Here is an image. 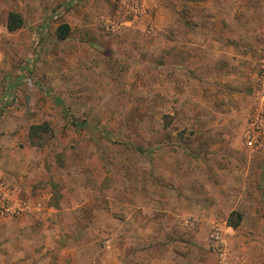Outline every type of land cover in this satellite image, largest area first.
Returning a JSON list of instances; mask_svg holds the SVG:
<instances>
[{"label": "rangeland", "instance_id": "obj_1", "mask_svg": "<svg viewBox=\"0 0 264 264\" xmlns=\"http://www.w3.org/2000/svg\"><path fill=\"white\" fill-rule=\"evenodd\" d=\"M10 11L23 19L14 31L6 28ZM61 22L69 25L64 40L55 35ZM202 29L237 53L236 77L209 84L201 62L184 97L170 84L171 44H200ZM263 64L264 0H0V180L40 178V160L82 180L99 167L119 179L139 173V158L151 172L160 162L162 182L187 209L179 236L197 234L178 245L179 264L218 263L210 238L216 223L238 264H264V131L257 145L246 143ZM42 122L51 136L30 144L29 126ZM30 185L23 198L60 187L52 177Z\"/></svg>", "mask_w": 264, "mask_h": 264}, {"label": "crops", "instance_id": "obj_2", "mask_svg": "<svg viewBox=\"0 0 264 264\" xmlns=\"http://www.w3.org/2000/svg\"><path fill=\"white\" fill-rule=\"evenodd\" d=\"M201 33L202 41L206 40L200 44H193L190 38L186 46L181 47L177 40L171 44L170 66L174 76L170 84L181 87L184 97L192 94L188 89L193 77L191 69L202 70L198 67L201 62L209 84L228 80L227 75L236 77L233 55L237 53L225 48L218 32L212 34L202 29ZM189 34L188 31L185 36L190 37ZM212 35H215L213 41ZM179 71L186 77L177 79L175 75L180 76ZM39 162L44 163L40 165L44 175L37 178L28 173L23 178L9 180L11 192L23 198L34 187L30 184H39L49 177L60 187L57 192L46 188L43 198H23L32 202L40 200L44 206L41 214L0 216V264H179L178 245L183 240L196 239L197 234L194 237L186 234V238L178 234L177 229L188 226L183 220L187 209L179 203L176 191L162 182V175L157 171L160 162L153 167L156 171L151 172L148 161L139 158V173L129 178L122 174V182L109 166L107 170L96 168L94 178L90 175L92 172H87L88 177L82 180L81 175L69 179L66 174H60L53 160ZM164 162H171L169 154L165 155ZM67 165L65 162L59 167L65 169ZM32 177L35 178L32 180ZM182 178L188 179V175ZM90 180L94 185L90 186ZM104 181L106 186L100 187ZM228 228L238 230V226ZM168 229L176 232L166 237L164 230ZM186 245L193 251V244ZM87 248L93 252H87ZM188 261L185 264H201L199 259L188 258Z\"/></svg>", "mask_w": 264, "mask_h": 264}, {"label": "built area", "instance_id": "obj_3", "mask_svg": "<svg viewBox=\"0 0 264 264\" xmlns=\"http://www.w3.org/2000/svg\"><path fill=\"white\" fill-rule=\"evenodd\" d=\"M260 91L258 93L259 105L251 118V129L248 131L246 143L250 147L257 145V141L264 131V64L261 67L260 74ZM44 206L40 201L32 202L27 199L20 198L13 194L7 183L0 180V216L13 217L23 213L34 212L41 214ZM187 224L189 221L184 219ZM210 238L212 239V247L218 256L217 264H238V256L229 253L226 241L221 235L222 232L219 224L212 225Z\"/></svg>", "mask_w": 264, "mask_h": 264}, {"label": "trees", "instance_id": "obj_4", "mask_svg": "<svg viewBox=\"0 0 264 264\" xmlns=\"http://www.w3.org/2000/svg\"><path fill=\"white\" fill-rule=\"evenodd\" d=\"M23 25V19L18 12L10 11L6 18V28L9 31H14ZM69 32V25L66 22H61L55 29V35L57 39L64 40L67 38ZM1 109V104H0ZM51 136V127L48 122L34 123L29 126L28 140L30 144L42 146L46 143V140ZM239 219L229 223L233 228L237 227Z\"/></svg>", "mask_w": 264, "mask_h": 264}]
</instances>
